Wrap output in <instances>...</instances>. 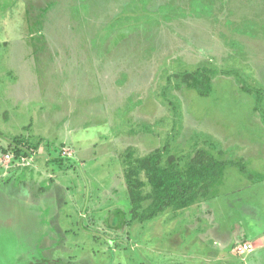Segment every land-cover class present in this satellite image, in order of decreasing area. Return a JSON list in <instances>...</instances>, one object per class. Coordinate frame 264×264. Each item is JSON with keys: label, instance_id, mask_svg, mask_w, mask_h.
I'll return each instance as SVG.
<instances>
[{"label": "rangeland", "instance_id": "374dc122", "mask_svg": "<svg viewBox=\"0 0 264 264\" xmlns=\"http://www.w3.org/2000/svg\"><path fill=\"white\" fill-rule=\"evenodd\" d=\"M0 264H264V0H0Z\"/></svg>", "mask_w": 264, "mask_h": 264}, {"label": "trees", "instance_id": "16d2710c", "mask_svg": "<svg viewBox=\"0 0 264 264\" xmlns=\"http://www.w3.org/2000/svg\"><path fill=\"white\" fill-rule=\"evenodd\" d=\"M191 85L198 91L206 92L208 83L206 79L196 74L190 75ZM22 145V144H21ZM22 147L16 151L20 154ZM223 168L221 162L209 160L206 163H192L185 173L177 168H164L158 165V158L153 157L140 162L137 169L127 173V180L133 187L137 185L135 175L145 171L153 188L154 209L152 217L157 216L163 209L173 207L181 210L194 205L202 198L209 195V187L213 180L220 178ZM137 172V174H136ZM137 220L135 215L132 221Z\"/></svg>", "mask_w": 264, "mask_h": 264}, {"label": "built area", "instance_id": "2783aa9c", "mask_svg": "<svg viewBox=\"0 0 264 264\" xmlns=\"http://www.w3.org/2000/svg\"><path fill=\"white\" fill-rule=\"evenodd\" d=\"M243 248H244V250H248L249 249V245H245Z\"/></svg>", "mask_w": 264, "mask_h": 264}]
</instances>
